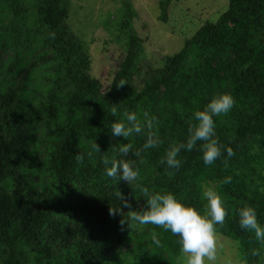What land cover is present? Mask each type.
<instances>
[{
  "label": "trees",
  "instance_id": "16d2710c",
  "mask_svg": "<svg viewBox=\"0 0 264 264\" xmlns=\"http://www.w3.org/2000/svg\"><path fill=\"white\" fill-rule=\"evenodd\" d=\"M174 1L160 2L163 21ZM70 3L0 0V264H105L132 242L130 223L121 225L130 209L118 193L132 207L135 199L146 207L140 187L172 192L201 211L203 192L214 187L228 211L218 234L239 242L246 264H260L262 255H252L260 244L239 227L236 213L250 205L264 226V0H228L218 20L157 68L142 66L145 39L131 29L139 19L123 1L126 52L105 90L92 73L88 43L67 23ZM36 65L45 72L39 86L32 84ZM219 93L236 101L214 118L216 138L235 156L222 149L224 156L207 166L198 149L182 151L181 168L169 169L167 150L186 143L193 113ZM113 107L155 117L158 147L144 150L147 129L127 140L113 137L111 124L120 119L111 116ZM124 143L133 146L126 156L119 152ZM104 159L131 163L139 179L129 185L107 177ZM41 174L50 177L49 188L35 181ZM177 241L157 227L134 243L130 264H177L183 255Z\"/></svg>",
  "mask_w": 264,
  "mask_h": 264
},
{
  "label": "clouds",
  "instance_id": "9594fccd",
  "mask_svg": "<svg viewBox=\"0 0 264 264\" xmlns=\"http://www.w3.org/2000/svg\"><path fill=\"white\" fill-rule=\"evenodd\" d=\"M54 38V34H53ZM121 82L118 85L123 86ZM236 101L231 94L219 93L215 95L207 105L193 113L194 123L189 129V136L186 143H180L169 147L165 154L164 163L169 169H179L182 161L178 157L182 151H192L198 149L202 153L204 165L211 166L218 159L224 156L227 158L235 156L232 148L220 144L216 138L215 117L227 115L234 107ZM111 116H120L119 120L112 122L111 134L113 137H123L128 139L134 135H140L148 130L144 150L154 149L160 144L159 137L153 129L158 121L147 112L143 113V119L133 111L120 113L116 107L111 109ZM132 144L124 143L119 147V152L127 155L132 150ZM96 150L99 148L95 145ZM224 149V151H222ZM141 155L140 151L134 153ZM78 163H83L84 156L76 155ZM103 164L107 177L117 181H125L127 184H134L140 177V172L131 163L125 160L104 159ZM232 178L226 177L224 184H230ZM146 198V207L142 211H129L130 220L138 225H154L162 227L165 231L171 232L178 237L177 243L180 245L183 257L181 264H218V229L217 226L224 225L228 211L221 194L214 188L208 187L203 192L206 206L203 211L191 204L183 202L172 192H151L148 187L138 189ZM118 199L123 208H132L130 201L121 193ZM119 210L110 209V215L115 216ZM238 223L242 230L253 232L260 248L255 249L252 255L260 257L264 252V226L258 222L257 211L250 205H245L237 209ZM129 224L128 219H123L121 225ZM159 243V241H157ZM234 264H246V260L237 258Z\"/></svg>",
  "mask_w": 264,
  "mask_h": 264
},
{
  "label": "rangeland",
  "instance_id": "374dc122",
  "mask_svg": "<svg viewBox=\"0 0 264 264\" xmlns=\"http://www.w3.org/2000/svg\"><path fill=\"white\" fill-rule=\"evenodd\" d=\"M123 1H129L139 19L132 25V30L140 34L144 41L142 66L157 68L163 64L167 55L179 51L185 41L190 38L206 22H215L227 10L228 0H179L171 2L167 8L166 20L160 2L162 0H70V15L67 20L73 32L84 39L90 48L92 58V73L103 81L106 89L111 80V74L123 59L126 50V37L120 30ZM137 21V20H136ZM6 55L3 56L5 61ZM44 70L35 66L33 83L39 86L45 82ZM44 152L36 154V159H43ZM48 174L35 177V181L43 188H49ZM143 202L135 199L130 211L144 210ZM130 213V212H129ZM131 246L124 245L117 254L108 257L105 264H130L134 243L144 234L156 231L154 225H138L130 220ZM218 264H234L241 258V248L238 241L218 234ZM177 260V264L182 261ZM264 264V252L260 258Z\"/></svg>",
  "mask_w": 264,
  "mask_h": 264
}]
</instances>
